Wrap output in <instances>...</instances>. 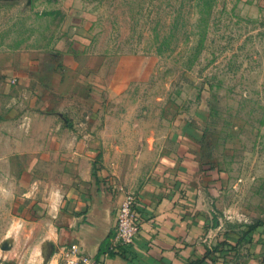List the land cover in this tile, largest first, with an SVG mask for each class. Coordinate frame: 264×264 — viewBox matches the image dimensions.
<instances>
[{
  "label": "rangeland",
  "instance_id": "rangeland-1",
  "mask_svg": "<svg viewBox=\"0 0 264 264\" xmlns=\"http://www.w3.org/2000/svg\"><path fill=\"white\" fill-rule=\"evenodd\" d=\"M46 62L63 80L24 81ZM56 106L125 189L184 170L196 221L264 223V0H0V261L49 259L17 175Z\"/></svg>",
  "mask_w": 264,
  "mask_h": 264
},
{
  "label": "crops",
  "instance_id": "crops-1",
  "mask_svg": "<svg viewBox=\"0 0 264 264\" xmlns=\"http://www.w3.org/2000/svg\"><path fill=\"white\" fill-rule=\"evenodd\" d=\"M35 68L24 81L37 82V89L63 80L52 62ZM51 110L25 115L33 120L31 129H45L49 136L42 148L30 151L17 175L27 176L21 209L32 220L26 221L47 227L43 237L50 252L45 264H53L58 249L71 244L100 264H264L263 222L241 233H223L220 227L211 228V221H196L184 201V170L176 180L148 184L137 194L125 189L101 157L100 141L66 122L64 112L70 109ZM129 194L136 197L142 223L134 243L120 250L117 216Z\"/></svg>",
  "mask_w": 264,
  "mask_h": 264
},
{
  "label": "built area",
  "instance_id": "built-area-1",
  "mask_svg": "<svg viewBox=\"0 0 264 264\" xmlns=\"http://www.w3.org/2000/svg\"><path fill=\"white\" fill-rule=\"evenodd\" d=\"M141 223L136 208V197L129 194L122 202L117 216L116 239L120 250L134 243L139 235ZM54 261L53 264H100L96 258L81 251L76 244L60 247Z\"/></svg>",
  "mask_w": 264,
  "mask_h": 264
}]
</instances>
